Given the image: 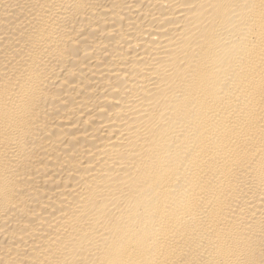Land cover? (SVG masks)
<instances>
[{"label":"bare ground","instance_id":"bare-ground-1","mask_svg":"<svg viewBox=\"0 0 264 264\" xmlns=\"http://www.w3.org/2000/svg\"><path fill=\"white\" fill-rule=\"evenodd\" d=\"M0 264H264V0H0Z\"/></svg>","mask_w":264,"mask_h":264}]
</instances>
